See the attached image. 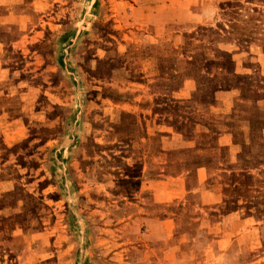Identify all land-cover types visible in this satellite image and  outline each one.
<instances>
[{
  "label": "rangeland",
  "instance_id": "374dc122",
  "mask_svg": "<svg viewBox=\"0 0 264 264\" xmlns=\"http://www.w3.org/2000/svg\"><path fill=\"white\" fill-rule=\"evenodd\" d=\"M263 54L264 0H0V264H264ZM206 158L216 210L155 202L146 182L191 190ZM245 169L253 216L224 213Z\"/></svg>",
  "mask_w": 264,
  "mask_h": 264
},
{
  "label": "crops",
  "instance_id": "0c3cea01",
  "mask_svg": "<svg viewBox=\"0 0 264 264\" xmlns=\"http://www.w3.org/2000/svg\"><path fill=\"white\" fill-rule=\"evenodd\" d=\"M241 54L231 55L232 57L231 59L234 61L235 66H237L238 64L241 65L245 61L244 57H240ZM262 56H264V54ZM246 61L249 62L251 60L247 58ZM256 61L257 62L259 61L258 63L260 66V70L262 71L261 75L264 77V60L262 61V60L256 59ZM240 74L241 73H237V75H240ZM247 75L248 77L253 76L252 73L247 74ZM240 94L241 92H224V91L213 92L214 98L217 101H224L226 99L229 100L230 98H232V96L239 97ZM262 128L263 129H262L261 135L263 137V142H264V127ZM208 133H210V131ZM232 140H233L232 133L228 131L219 132L217 134L210 133L208 137V146H210L211 148L218 147L222 149V151L226 154V156L230 155L232 156V158H235L240 155H245L248 159L249 157L248 152L250 151V148L245 145L233 144ZM218 166L219 164L216 163V160L214 158H209V159L206 158V162L204 163L203 168H202V177L201 175L199 176L196 186H194L191 190H188L186 188L185 179L180 178V177L171 178V180L170 178H167L166 180H152V181L146 182L147 183L146 188L151 189L156 203H165V202L170 201L171 199L187 198V200H192L198 203L197 207L201 212H203L204 209L206 208H208V211H214L216 210V208H218L220 204L219 200L217 199L219 194L215 190L210 191L206 189L204 182L207 179V177L215 175L219 171ZM207 198L211 199L212 202H209L207 204H201V202ZM202 220L203 222H205L204 217H202ZM170 221L171 220L169 218L160 220L159 223L157 224L158 227H160V230L158 232L152 233V237L154 235V241H162L166 243V247L168 249H172L169 244V242L171 241V238L172 240L176 238V235L174 233H171V231L170 232L167 231V227H169V229H172V226H171L172 222ZM243 221L245 220L233 222V225L237 226L239 225L240 222H243ZM177 251H178V247L176 245L174 246L172 252L171 250L168 252L167 254L168 262L166 264H178L179 263L176 260ZM183 264H186V263H183Z\"/></svg>",
  "mask_w": 264,
  "mask_h": 264
},
{
  "label": "trees",
  "instance_id": "16d2710c",
  "mask_svg": "<svg viewBox=\"0 0 264 264\" xmlns=\"http://www.w3.org/2000/svg\"><path fill=\"white\" fill-rule=\"evenodd\" d=\"M232 142L233 144H236V145L237 144L244 145L243 143H238L235 137H233ZM259 149L263 151L264 143L259 146ZM223 177H226V175H223ZM250 181H252V176L248 174L247 169L241 170L240 173H231L229 175L227 179V182H228L227 185L229 187H232L233 189L237 185H239L241 192L237 193V196L235 198L233 196H230L227 200L223 201L221 209L224 211V213L230 214V213H234V212L244 209L245 217L253 216L250 214V207H249V205L251 204V202L249 201V190L251 187ZM235 192H239V189H237ZM239 201H241V205L239 204Z\"/></svg>",
  "mask_w": 264,
  "mask_h": 264
}]
</instances>
